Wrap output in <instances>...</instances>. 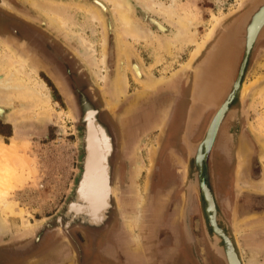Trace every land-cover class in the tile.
<instances>
[{
  "label": "rangeland",
  "instance_id": "374dc122",
  "mask_svg": "<svg viewBox=\"0 0 264 264\" xmlns=\"http://www.w3.org/2000/svg\"><path fill=\"white\" fill-rule=\"evenodd\" d=\"M125 1L134 18L147 29L151 36L149 40L136 42L127 39L119 44L118 24L105 0H0V55L5 50L24 63L33 74L31 84L34 81L44 83L42 91L50 99L48 104H44L16 97L14 99L21 102L17 103L13 99V104H0V147L4 144L11 147L5 153L0 148V176L1 168L5 165L19 175L18 179L3 177L0 180V191L15 204L17 212L7 216L0 213V264H80L76 249L64 233L48 232L40 241L44 232L59 225L57 218L48 219L56 214L66 200L77 172L80 154V131L74 126L67 100L63 96V87L61 84L59 87L56 82L54 61L58 70H73L84 78L85 82L81 81L84 87L77 85L75 79L72 80L76 94L80 95L81 113L98 107L105 108L104 119L112 124L116 133L102 121L100 113L95 124L100 137V150L107 156L103 164L107 176L110 172L111 185L115 187V194L109 202L111 208L99 215L100 222L87 209L76 219L67 209L60 214L68 225L67 229L79 221L97 227L108 222L112 203L115 205L112 224L100 232L96 239L84 229L72 230L84 249L86 264H169L172 261L168 251L169 238L175 229L182 254L188 258V262L190 259L192 264H224L211 248L205 233L206 203L201 196L203 191L198 173H194L200 164L190 150L203 140L214 109L205 110L193 125L189 137H185L192 103V69L203 57L210 42H206L193 58L194 45H178L171 48V53H166L154 45V38H170L174 36L175 28L163 15L153 11L147 2ZM148 1L171 6L178 16L189 20L191 30L202 44L211 29L219 25L221 27L237 14L239 5L245 0ZM92 8L101 14L102 26L90 18L87 10ZM50 13L63 17L67 25H60ZM12 29L17 30L19 36ZM244 56L240 57L234 82ZM101 58L106 84L100 81L99 69L92 66L99 65ZM131 61L138 63L148 80L149 90L134 77L129 64ZM120 74L126 85V93L117 101L111 82ZM157 78L163 80L156 83ZM5 79L6 72L0 68V83ZM242 83L244 90H238L232 99V107L239 105V111L230 110L226 116L230 115L231 119L243 118L244 129L236 154L230 200H219L213 183L212 188L242 264H264V132L255 130L258 115L264 111V47L251 55ZM78 90L83 92L78 93ZM137 95L140 98L138 105L152 109V113L163 118L164 123L159 128L154 124L128 139L126 155L121 136L130 131H124L122 124L136 110L135 105L128 111L126 109ZM47 108L51 117L43 119V110ZM16 111H26V117H19L18 134L9 120V115ZM177 114L178 118L174 122ZM57 129L60 134L56 132ZM15 136L16 144H12ZM22 151H25V158H19L23 155ZM207 154L211 157L212 150ZM137 160L143 165L139 175L131 172ZM239 167L243 177L237 181ZM127 199L131 200L129 203L135 201L132 206L123 204ZM71 202H81V199L75 194ZM145 208L153 211L152 222L144 216ZM141 209L143 215L138 212ZM20 210L23 213L19 214ZM134 219L139 221L137 227L133 225ZM39 221L44 223L33 231L36 234L35 245L40 242L39 245L21 256L9 254L6 249L25 244L29 240L26 229ZM114 226L118 232H110ZM132 240L136 243L133 244ZM120 241L124 245L128 244L125 250H115V245ZM138 244L142 246L135 249L133 246Z\"/></svg>",
  "mask_w": 264,
  "mask_h": 264
},
{
  "label": "bare ground",
  "instance_id": "6f19581e",
  "mask_svg": "<svg viewBox=\"0 0 264 264\" xmlns=\"http://www.w3.org/2000/svg\"><path fill=\"white\" fill-rule=\"evenodd\" d=\"M105 1L110 5L115 22L118 24L117 42L119 44H123V42L127 39H132L133 41L139 42V41H146L151 38L147 29L134 18L132 14V10L125 0H105ZM142 2H147L149 7L153 11L155 10V12L159 13V15H163L165 19L175 28L174 36H171L170 38L161 37V36L156 37L154 38L155 43H156L154 45H157V47L160 50L166 53H171V48L176 47L178 45L183 46V47L188 46V45H194V51H193L192 58L195 56V54L199 52V50L202 48V44H201V41L197 39L196 33L191 30L192 28H191V24L189 23L190 22L189 20L188 22L186 18L178 16L171 6L167 7L161 4L152 3L148 0H142ZM87 11L90 13V18L92 20L98 21L101 26L103 25L102 16L98 12L97 9L92 8L91 10H87ZM50 15L60 25H64L66 23L63 17L57 14H54V13H50ZM262 31L264 32V0H257L254 2L253 7L250 9V11L247 12L246 15L240 21L232 22L229 25L226 31L212 45L211 49L208 51L206 56L201 60V62L196 67L197 72L194 77V83H193V88H192L194 100H197L202 103L212 102V103L218 104L216 116L209 128L208 137L206 139V145H207L206 151L207 152H210L213 148L215 137L217 135L220 125L222 124L225 118V115L231 112L229 109V101L231 97L229 98L228 101L225 97L227 96V93L229 92V88H230L229 78H230V74H231V70L233 66V60L239 48V43L242 44V42H244L245 47H247L249 43L252 42L254 37L256 39V37L259 36ZM259 37H261V35ZM254 44L255 43H253V46ZM129 64H130L131 72L134 74V77L136 78V80H138L139 82H142L144 78L143 76L144 74L142 70L139 69L138 63L131 61L129 62ZM102 65H103L102 58L99 61V65L92 64V66L99 69L98 71H99L100 76L99 75L98 76L100 78V81L103 82V84H106V77L104 75V71L102 70L103 68ZM125 65H128V63ZM87 67H88V64H87ZM0 68H2V70L6 72V79L0 83V104L1 105H8L9 103L13 104L12 101L16 97L29 98V99L36 100L44 104L49 103L50 99L48 95L42 91L45 88L44 83H41L39 81H34L33 82L34 84H31V81L33 79V74L31 70H27L24 63L19 61L17 58L13 57V55H11V53H9L8 51L4 50L3 53H1L0 55ZM62 71L64 74L68 75L70 83L68 79H67V83L68 85L71 84L73 89L76 90V88L74 87L75 85L72 82V80L74 79L77 81V85H81L82 87H84L83 83L81 82L83 80L78 76L77 73H75V71L73 70H62ZM93 72L97 74L95 70H93ZM59 78L61 80L60 84L62 85L63 90L65 92V86L62 82L61 77ZM162 80H163L162 78H157V81L155 82L157 83ZM142 83H144L145 88L149 90L150 88L149 84L146 83L145 81ZM112 84H113L114 95L118 99L117 101H119L121 97H123L126 93V85L122 81L121 74L116 76V79L114 80V82H111V85ZM241 86H244V85H241ZM77 88H80V87H77ZM241 89H243V87H241ZM77 92L82 93L83 91L78 90ZM79 96L77 95L78 101H79ZM17 101H20V100H15V102ZM139 101H140L139 95L134 96L133 100L131 101L129 105V108L126 109L128 111L131 108V106H134V105L136 106L135 107L136 110L133 111L134 112L133 115L127 117L126 120L124 119L123 124H122V129L124 131H127L128 129L130 131V132H125L121 136L122 138L121 143L123 144V148H125V150H126V147L128 150V146H127L128 139H132L134 136H136V134H139L141 131L150 128L154 124L159 128V127H162L164 123L163 118L160 119L159 115H155L152 113V109H150L149 107L147 108L140 107L138 105ZM22 103L21 105H23ZM16 105L18 106V104ZM28 109H26V111ZM194 109L195 108L192 106L193 111ZM26 111L25 112L16 111L15 113H12L9 115L10 122L13 123L14 127L16 128V131H17L16 134H18L17 123L19 121V117L20 115L22 116L25 115ZM43 111H44L42 115L44 116L43 119L44 118L50 119L51 113L49 111V108ZM100 113L101 112L98 110V108L89 109L86 112L81 113V116H80L82 120V124L85 129V133H84V136H85L84 137V141H85L84 142V151H85L84 173H83V176L81 178L80 184L76 192V195L79 196V198L81 199V202H71L67 206V211L71 213V215L73 216V219H76V217L82 214L84 209H87L92 215V217L97 222H100L99 215L102 212L109 210L111 208V205L109 202L111 198L114 196L113 193L115 194V191H114L115 187L111 185V179L109 182V176H107L106 167L103 164L106 161L107 156L100 150V142H99L100 137H99L97 125H95L97 124L96 118ZM24 117H26V115ZM258 117H259V120L255 126V130L258 133H263L264 132V111L260 113ZM15 140H16V136L11 141L12 144H16ZM7 146H8L7 144H4L3 147H0L2 153L7 152V150L11 148L10 146L9 147ZM127 150L124 151L126 155L128 154L126 153ZM22 152H23V155L19 156V158H25L24 157L25 151H22ZM241 153H240V156H241L240 158H242ZM193 154L196 159V162L200 164L202 160V155H201V152H199V149L196 150V152H193ZM142 167L143 165L141 164L140 160H137L136 164L134 162L131 172L135 175L136 174L139 175V173L142 170ZM1 172H2V175H1L2 177L0 176L1 177L0 180L3 177H10L9 180L18 179L19 177V175L16 174V171H14L8 165L3 166L1 168ZM242 177H243V174L241 171V167H239V169L237 170V174H236L237 181L241 180ZM131 183L133 184L134 181ZM200 187H201V190L203 191V194L206 196L207 200L210 202V205H211V197L213 195V192L211 193L210 190H205L203 185H201ZM128 189L131 190L129 187ZM129 201L131 200L127 199L125 203H123L124 202L123 200L121 202L124 205L126 204L125 206H128L129 204L130 206H132V204L135 202L133 201L132 203H129ZM15 207H16L15 204L8 201L5 195L0 191V213L6 216L10 214H15L17 213L15 210L16 209ZM137 209L139 210L140 208L138 207ZM73 210L79 211V212H74ZM138 212L140 213V215H143L142 209ZM18 213L19 214L23 213V210H20ZM144 216L149 220V222H152L153 218L151 217L153 216V211L150 212V210L148 211L145 208ZM144 216L143 218H145ZM63 218L64 217L62 215H59L57 217V222L59 224V227H61V230L62 229L67 230L68 225L67 223H65V221H63L64 220ZM78 223H80V221ZM138 223L139 221H137L136 219L133 220V225H135V227L138 226ZM31 234H33V232ZM33 242H35L34 235L28 244L33 243Z\"/></svg>",
  "mask_w": 264,
  "mask_h": 264
},
{
  "label": "water",
  "instance_id": "95a60500",
  "mask_svg": "<svg viewBox=\"0 0 264 264\" xmlns=\"http://www.w3.org/2000/svg\"><path fill=\"white\" fill-rule=\"evenodd\" d=\"M255 1H257V0H245L244 2H242L237 9V14L233 18L227 20V22H225L221 27L219 25L209 32L205 41L202 43V47L208 41L210 42V44L207 47L206 51L204 52L203 57L198 61V63L192 69L193 70L192 88H193V83H194V77L196 75V70H195L196 66L206 56L208 51L211 49L212 45L226 31V29L229 27V25L232 22L240 21L246 15V13L250 11V9L253 7V4ZM12 31L15 35L19 36V32L17 30L12 29ZM260 35H261V37H259ZM260 35L257 36L256 39L254 37L252 42L249 43V45L247 47H245L244 42H242V44L239 43V48H238V51L236 52V55L234 57L233 66H232V70H231V74H230V78H229V81H230L229 92L227 93V96L225 97L227 99V101L229 100L230 97H231L230 99H233L235 97V93H234L235 91L243 90V89H241L242 86H240L239 80H240L241 75L243 74L244 66L246 63V57L250 53L252 46H253V43L256 44L258 41L264 39V32L263 31L260 33ZM241 55H245V56L242 60V64L240 67V73H239L240 77L238 78V81L233 82V77L235 75V72H236V69H237ZM54 64H55V71H56L55 74L57 77L56 82L59 84V87H60L61 80L59 77H61L62 82L65 86L66 95L62 92L61 88H60V90L63 93V96L67 100L69 112L73 118L74 126H75V128H79V131H80L79 146H78V150H79L80 154H79V158H78L77 172L75 174L72 185L69 189L66 200L62 204V206L59 208V210L56 212V214L52 218L48 219V221L54 220L61 213H63V211L65 209H67V206L73 200L74 195L77 192L78 186L80 184L81 178H82L83 173H84V158H85V151H84L85 129H84V126L82 124V120L80 118V116H81V113H80L81 112L80 111L81 104L77 100V94L75 93V89L72 88L71 84L68 85V83H67V79L69 81L68 75L64 74L62 70H58V66H57V63L55 61H54ZM78 76L83 80V82H85L84 78L82 76H80V75H78ZM144 81L145 82L148 81L145 76H144L142 82H144ZM69 83H70V81H69ZM192 88H191V101H192V103H191L189 111H188V119H187L186 134H185L186 138H188L189 135L191 134V131L193 129V125L200 118L201 114L205 110L214 109V114H213V116L209 122V125L206 129L203 140L200 143H198L197 145L190 148V150L192 152H196V150H198V149H199V152H201V145H204V148L206 150V146H207L206 145V139L208 137V131H209V128H210L215 116H216L218 104L212 103V102L202 103V102H199L197 100H194V98L192 96ZM88 89H90V87ZM93 100L95 102V98H93ZM72 101H73V103H72ZM95 104H96V102H95ZM71 105L73 106V108H71ZM192 106L195 108L194 111L192 110ZM97 107H98V105H97ZM98 110L101 112L102 121L109 126L110 125L109 122L104 119V115H103V111L105 110V108L98 107ZM56 132L58 133V129ZM58 134H60V133H58ZM109 182H110V172H109ZM203 187L205 190H207V187L205 185H203ZM204 197H205V203H206V208H205L206 221L204 223V226H205V233H206V236L208 238V241L210 243L211 248L213 249L215 254L223 260L224 264H242L241 259L238 256V253L236 251V248H235L234 244L232 243L231 237L229 236V234L227 232L226 225L224 224L223 219L221 217V212L219 211V208L217 206L214 194L211 197V205H210V202L207 200L205 195H204ZM114 207H115V205L112 203V214H111L108 222L103 223L102 225H99L97 227H92L91 225H87L85 223H77L76 222V223L72 224L67 230L62 229L63 231L61 230V227H59V225H55V227H53L52 230H48V231L43 233V236L41 237L40 241L43 240L45 234H47L48 232L59 231V232L64 233L67 236V238L71 241L74 248L76 249V252H77L79 259H80V263L84 264L82 248L79 245L78 241L76 240L74 234L72 233V230L74 228L84 229L92 235L93 239H95L98 236V234L100 232H102L103 230H105L108 227V225L111 223L113 216H114V214H113ZM45 222H46V220H45ZM42 223H44V221H39L33 225L28 226V228L25 231L27 233L26 234L27 237L29 238L30 233L37 230L41 226ZM39 243L40 242H38L37 245L33 249L26 251V252H19V253L12 252L16 248L15 247V248H13L12 251H9V254L20 255V256L24 255V254L34 250L39 245Z\"/></svg>",
  "mask_w": 264,
  "mask_h": 264
},
{
  "label": "flooded vegetation",
  "instance_id": "af4514ba",
  "mask_svg": "<svg viewBox=\"0 0 264 264\" xmlns=\"http://www.w3.org/2000/svg\"><path fill=\"white\" fill-rule=\"evenodd\" d=\"M36 37H38V36H35V38ZM35 42H36V40H35ZM36 44H37V42H36ZM261 47H264V41L257 42V44H255L253 46L250 53L247 55L243 74L241 75V77L238 74V78L240 77V80H239L240 85L242 83V80H243V77H244V74L246 71V67H247V64H248V61H249L251 55L252 54L255 55L257 53V51L259 49H261ZM239 73H240V70H239ZM238 78L236 81H238ZM234 93L236 95L238 93V91H235ZM232 102H233V100L230 99L229 109L230 110L236 109L239 111V105H238V107L233 108ZM240 110H241V108H240ZM226 116H227V114L225 115V118H224V121H225L224 124L221 125V127H219V130H218L217 135L215 137V142H214V145L212 148L211 157L208 156V154L204 148V145H201L202 160H201L199 167L196 168L197 172H195V170H194V173H198L197 176L199 177L198 178L199 184L205 185L207 187V190H210L211 193L213 192V188H212V183H213L214 189L216 190V195H217L219 200L220 199L230 200V198L232 196V193H233L232 192V186H233L234 177H235L236 154H237L238 148L240 147V140H242V136L244 134V129L242 126V124H243L242 119L243 118H241V120L239 119V117H235V118L231 119L230 115L227 118H226ZM177 118H178V114L175 116L174 122H176L175 120H177ZM109 124H110L109 126H111V128L114 131L112 124L111 123H109ZM114 133H115V131H114ZM244 152H245V150H244ZM117 153H118V139H117ZM115 164H114V172H113V181L115 178V169H116ZM120 172L121 171H119V175L121 174ZM113 184H114V182H113ZM201 196H202L203 200H205L203 193H201ZM113 214L115 216V207L113 210ZM114 216H113V219H114ZM113 219H112L111 223L108 225V227L112 224ZM114 229H117V231H118V228L116 226H114L110 232L114 231ZM175 231H176V229L174 230V232ZM76 240H77V238H76ZM78 243H79V241H78ZM79 245L81 246L80 243H79ZM81 248H82V252H83V262H84V264H86L85 256H84L85 252H84V249L82 246H81ZM11 250H13V248H7L6 249L7 252H9ZM78 258H79V256H78ZM79 263H80V259H79Z\"/></svg>",
  "mask_w": 264,
  "mask_h": 264
},
{
  "label": "crops",
  "instance_id": "0c3cea01",
  "mask_svg": "<svg viewBox=\"0 0 264 264\" xmlns=\"http://www.w3.org/2000/svg\"><path fill=\"white\" fill-rule=\"evenodd\" d=\"M112 232H118V231H117V229H114V231H112ZM33 235H36V234L35 233H33V234L30 233L29 240L25 244L20 245V246L16 247L13 251L12 250L11 251L19 253V252H26V251H29V250L33 249L36 246L35 242L28 244L31 241V238L33 237ZM177 236H178V232L175 231V233H172L170 235V238H169V242H170V246H168V251L170 253L169 258L170 259L172 258V261H170L169 264H192L190 259H189V262H188L187 261L188 258L187 257L184 258V255L182 254V248H181V245L179 243V239L176 238ZM139 241H141V240H139ZM132 243L134 244V243H136V241L132 240ZM115 246H117V248L115 250L119 249L120 251H122V250H125L128 247V244L124 245L123 241H120ZM140 246H142V245L138 244V246L135 247V245H134L133 247L135 249H140ZM116 258H118V257L116 256ZM165 264H167V263H165Z\"/></svg>",
  "mask_w": 264,
  "mask_h": 264
}]
</instances>
